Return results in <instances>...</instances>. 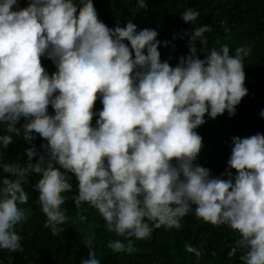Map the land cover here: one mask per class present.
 Returning <instances> with one entry per match:
<instances>
[{"label":"clouds","instance_id":"obj_1","mask_svg":"<svg viewBox=\"0 0 264 264\" xmlns=\"http://www.w3.org/2000/svg\"><path fill=\"white\" fill-rule=\"evenodd\" d=\"M138 6L148 7L145 0ZM198 16L191 9L181 14L191 23ZM208 30L196 27L189 54L171 66L161 61L155 29L138 31L132 21L109 28L91 0H29L24 8L17 0H0V145L7 148L12 134L19 135L21 117L27 142L33 133L47 141L41 145L46 155L34 144L25 150L24 166L0 160L13 177L0 179V249L22 251L16 229L30 214L22 205L29 200L23 185L32 174L40 177L34 190L44 228L53 235L63 230L68 216L62 193L72 190L71 173L78 181L76 208H95L107 231L123 237L108 244L116 253L132 254L133 238L148 239L155 228L180 229L181 218L194 208L203 221L239 234L229 256L242 249V264H264V134L233 136L220 177L194 163L202 148L195 129L205 114L216 118L227 111L231 117L248 93L243 60L250 49L230 55L224 45L201 59L195 42L205 47ZM42 56L55 64L51 76ZM98 94L103 108L93 126ZM84 243L93 247L91 239ZM82 264L100 260L90 250Z\"/></svg>","mask_w":264,"mask_h":264},{"label":"trees","instance_id":"obj_2","mask_svg":"<svg viewBox=\"0 0 264 264\" xmlns=\"http://www.w3.org/2000/svg\"><path fill=\"white\" fill-rule=\"evenodd\" d=\"M17 2L19 8H24L29 0ZM91 2L98 19L109 28H115L117 24L123 27L132 21L138 31L155 29L158 32L157 40L161 41L158 47L161 61L168 60L171 66L189 54V34L203 25H207L209 30L204 34L207 39L205 47L199 40L195 42L199 58L203 59L213 48L219 50L224 45L229 47L230 55L239 47L250 49L243 60L244 86L248 93L236 106L235 115L230 117L225 111L216 118H210L206 113L205 123L195 129L202 137V148L194 163L209 169L211 176L220 177L226 172L233 136L244 138L256 133L264 134V117L259 115L264 109V0H145L148 7L143 9L139 8L138 0ZM187 9L199 13L194 24L181 18L182 12ZM125 43L130 46L128 41ZM203 47L204 51H201ZM41 64L50 76L57 70L53 61L46 56L41 57ZM102 108L98 94L93 108V112L97 113L92 119L93 126H96L98 112ZM48 111L54 115L51 105ZM25 122V118L21 117L16 125L20 129L19 135L12 134L13 140L7 148L0 145V160L24 166L28 162L25 150L33 144L40 154L46 155L41 145L47 141L39 134L33 133L31 143L23 138ZM4 127V124H0V134H4ZM57 170L64 171L59 166ZM231 171L233 175L237 174L235 169ZM69 175L72 176V190L62 193L65 197L62 210L68 220L60 225L63 230L58 235L44 228L47 220L39 204V194L34 190L40 177L36 174L29 177V183L23 185L29 200L22 207L30 214L26 222L16 229L21 236L22 251L0 249V264H82L90 250L96 253L100 264H242V249H237L235 255H228L239 234L227 225L216 226L203 221L195 215L194 208L181 218L180 229L155 228L148 239L133 238L136 251L132 254L114 252L108 247L109 242L123 240V237L107 231L105 221L95 208L86 203L76 208L73 199L78 193V181L74 174ZM3 177L13 178L0 168V179ZM223 178L227 179V176ZM79 216L85 219L81 221ZM88 239L93 242L91 249L84 243ZM186 245L195 247L201 255L197 257L195 253L186 251Z\"/></svg>","mask_w":264,"mask_h":264},{"label":"bare ground","instance_id":"obj_3","mask_svg":"<svg viewBox=\"0 0 264 264\" xmlns=\"http://www.w3.org/2000/svg\"><path fill=\"white\" fill-rule=\"evenodd\" d=\"M254 58V57H253Z\"/></svg>","mask_w":264,"mask_h":264}]
</instances>
